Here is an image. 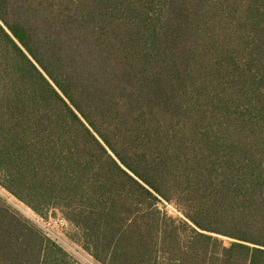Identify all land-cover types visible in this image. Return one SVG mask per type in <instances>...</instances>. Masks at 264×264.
<instances>
[{
	"label": "trees",
	"instance_id": "16d2710c",
	"mask_svg": "<svg viewBox=\"0 0 264 264\" xmlns=\"http://www.w3.org/2000/svg\"><path fill=\"white\" fill-rule=\"evenodd\" d=\"M0 186L100 264H264V0H0ZM0 264L72 263L0 202Z\"/></svg>",
	"mask_w": 264,
	"mask_h": 264
},
{
	"label": "rangeland",
	"instance_id": "374dc122",
	"mask_svg": "<svg viewBox=\"0 0 264 264\" xmlns=\"http://www.w3.org/2000/svg\"><path fill=\"white\" fill-rule=\"evenodd\" d=\"M0 202L9 206L13 211L28 220L31 224L49 236L50 239L59 244L68 254L69 260L72 264H100L79 244L71 239L73 238L75 231L59 212L51 211L47 217L42 218L31 208L10 195L1 186ZM163 207L170 215L175 217L180 216L178 207L175 204H165Z\"/></svg>",
	"mask_w": 264,
	"mask_h": 264
},
{
	"label": "snow or ice",
	"instance_id": "6c2138e0",
	"mask_svg": "<svg viewBox=\"0 0 264 264\" xmlns=\"http://www.w3.org/2000/svg\"><path fill=\"white\" fill-rule=\"evenodd\" d=\"M249 248H255L258 249L261 252H264V242L262 243H257V244H250L248 245Z\"/></svg>",
	"mask_w": 264,
	"mask_h": 264
},
{
	"label": "built area",
	"instance_id": "2783aa9c",
	"mask_svg": "<svg viewBox=\"0 0 264 264\" xmlns=\"http://www.w3.org/2000/svg\"><path fill=\"white\" fill-rule=\"evenodd\" d=\"M45 230H46V228H45ZM47 231V230H46ZM49 231V230H48Z\"/></svg>",
	"mask_w": 264,
	"mask_h": 264
}]
</instances>
